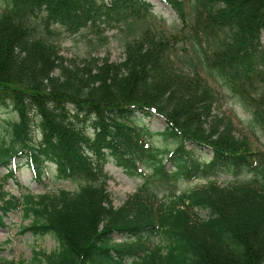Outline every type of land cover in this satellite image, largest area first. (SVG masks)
<instances>
[{
  "label": "trees",
  "instance_id": "obj_1",
  "mask_svg": "<svg viewBox=\"0 0 264 264\" xmlns=\"http://www.w3.org/2000/svg\"><path fill=\"white\" fill-rule=\"evenodd\" d=\"M163 1L178 19L174 31L147 26L146 0H0V108L15 115L0 139V225L18 210L30 219L21 231L55 243L28 262L0 264H264V150L212 114L217 80L264 133V0ZM53 27L88 30L93 51L116 29L122 60L64 63ZM151 115L163 119L161 131L141 122ZM20 157L36 181L50 164L74 190L7 193ZM109 160L142 180L117 208L106 191ZM221 173L248 177L209 180ZM195 179L207 182L174 192ZM151 189L166 202L154 206Z\"/></svg>",
  "mask_w": 264,
  "mask_h": 264
},
{
  "label": "rangeland",
  "instance_id": "obj_2",
  "mask_svg": "<svg viewBox=\"0 0 264 264\" xmlns=\"http://www.w3.org/2000/svg\"><path fill=\"white\" fill-rule=\"evenodd\" d=\"M151 6V18L147 26L163 31H174L178 26V19L173 10L162 0H146ZM189 3L190 0H185ZM58 32V50L59 54L65 60L64 63H80L84 59L91 56L104 57L107 56L110 61L118 62L122 60V41L121 33L116 30H106L103 35L107 37L106 43L103 46H98L93 51L85 37H93L88 30L81 33L67 36L59 28L53 27ZM85 36V37H84ZM260 43L264 46V29L260 32ZM93 41V40H92ZM214 87L220 90V98L212 108V114L222 115L224 118H229L233 126V135L235 137L245 138L253 147L264 150V133L253 123L249 121L248 114L241 109L236 99L228 93L219 81L215 80ZM15 115L9 108H0V139L8 141L7 121L14 120ZM141 122L152 131H161L164 126V121L157 115H151L146 118H141ZM33 137L36 135L35 125L32 127ZM150 144L160 149L170 148L171 142L163 141L158 138L150 140ZM191 148L186 144V149ZM194 150V149H192ZM196 154L202 158H208L210 151L202 149ZM12 165H9V167ZM167 166V165H165ZM103 169L108 176L106 182V191L109 194V200L113 208H117L125 201V199L136 191L142 180L137 176H127L120 168L115 166L109 160ZM5 173L3 166H0V176ZM14 179L7 180L3 189L18 197L21 192L20 188H25L32 194H40L43 192L53 193L57 189L74 190L75 183L68 180H55L53 176V166L48 164L44 168V173L40 177V181L33 178L31 171L28 169L23 157L17 159L16 167L13 170ZM244 175L230 176L229 174L221 173L216 177L209 178L221 186L229 183L242 181ZM207 179H195L188 182H178L174 186V192L178 193L204 185ZM156 189V188H155ZM151 189L155 192V197L152 203L166 202V193L162 190ZM195 213L198 217L205 215L204 210L197 209ZM30 219H21L18 210H8L2 217L3 225H0V259L11 260L13 262L24 261L28 262L32 257L33 250L41 252H49L55 247V243L49 236L36 237L29 232L21 231L23 226L29 223ZM113 241L120 240V234L113 232Z\"/></svg>",
  "mask_w": 264,
  "mask_h": 264
}]
</instances>
